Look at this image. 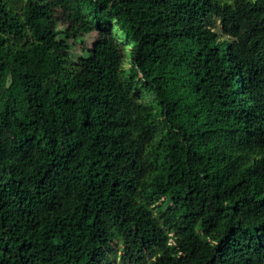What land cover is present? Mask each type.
I'll list each match as a JSON object with an SVG mask.
<instances>
[{
  "label": "trees",
  "instance_id": "obj_1",
  "mask_svg": "<svg viewBox=\"0 0 264 264\" xmlns=\"http://www.w3.org/2000/svg\"><path fill=\"white\" fill-rule=\"evenodd\" d=\"M115 257L264 264V0H0V264Z\"/></svg>",
  "mask_w": 264,
  "mask_h": 264
},
{
  "label": "rangeland",
  "instance_id": "obj_2",
  "mask_svg": "<svg viewBox=\"0 0 264 264\" xmlns=\"http://www.w3.org/2000/svg\"><path fill=\"white\" fill-rule=\"evenodd\" d=\"M113 34H115L116 39L118 40L120 47H121V55H122V64H121V68L123 70L124 75L126 74V71L129 68V63L131 60V55H130V45L127 46V43L125 42V40H127L126 34L120 30L116 24L113 25ZM95 37V33L92 32L90 35L87 36H82L78 39L79 42L81 41H86L87 43H91L88 41L89 38L93 39ZM154 105V104H153ZM119 246H116V249H119ZM110 264H119V258L115 257L112 258L110 261Z\"/></svg>",
  "mask_w": 264,
  "mask_h": 264
}]
</instances>
